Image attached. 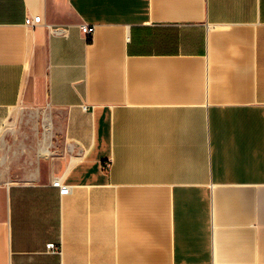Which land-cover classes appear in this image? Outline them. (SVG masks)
Wrapping results in <instances>:
<instances>
[{
  "label": "crops",
  "instance_id": "1",
  "mask_svg": "<svg viewBox=\"0 0 264 264\" xmlns=\"http://www.w3.org/2000/svg\"><path fill=\"white\" fill-rule=\"evenodd\" d=\"M0 264H264V0H0Z\"/></svg>",
  "mask_w": 264,
  "mask_h": 264
},
{
  "label": "rangeland",
  "instance_id": "2",
  "mask_svg": "<svg viewBox=\"0 0 264 264\" xmlns=\"http://www.w3.org/2000/svg\"><path fill=\"white\" fill-rule=\"evenodd\" d=\"M46 114L38 111L34 107H20L19 111L6 122L2 132L5 133L8 129L18 134H24L28 141L29 155L36 159L37 156V135H42L43 127L41 126L43 118ZM38 126V131H37ZM28 176L14 175V181H22Z\"/></svg>",
  "mask_w": 264,
  "mask_h": 264
},
{
  "label": "built area",
  "instance_id": "3",
  "mask_svg": "<svg viewBox=\"0 0 264 264\" xmlns=\"http://www.w3.org/2000/svg\"><path fill=\"white\" fill-rule=\"evenodd\" d=\"M41 21V16L40 15H35L33 17H27L25 19V24L27 26H32ZM59 29H55V31H58ZM80 30L83 34L86 35L87 39L92 38V34L94 32V25H88V24H81L80 25ZM52 184L56 186L59 189V193L61 195L67 194L70 191V186L67 184H64L60 178H56L53 180ZM46 249L52 253H58L60 254L62 251V247L60 243H54V242H49L46 244Z\"/></svg>",
  "mask_w": 264,
  "mask_h": 264
}]
</instances>
